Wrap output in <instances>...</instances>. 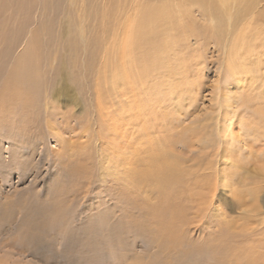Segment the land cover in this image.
I'll list each match as a JSON object with an SVG mask.
<instances>
[{
	"label": "rangeland",
	"instance_id": "374dc122",
	"mask_svg": "<svg viewBox=\"0 0 264 264\" xmlns=\"http://www.w3.org/2000/svg\"><path fill=\"white\" fill-rule=\"evenodd\" d=\"M152 2L0 0V32L9 31L6 40L0 37V264H157L165 257L154 238L163 229L152 220V209L182 191L143 174L153 155H166L186 134L218 138L217 121L241 138L252 134L253 127L245 129L248 117L243 125L232 118L225 122L230 110L263 104L227 73L224 48L187 42L161 28L150 34L166 46L153 48L148 63L138 62L150 57V46L139 43L126 51L127 31L157 1ZM251 5L264 14V0ZM194 18L203 21L197 13ZM16 67L22 72L6 83ZM140 70L152 81L142 82ZM146 111L155 112L147 123L155 126L150 142L135 126ZM132 132L135 154L123 139ZM142 138L144 146L138 144ZM256 147L253 155L259 156ZM167 160L174 163L173 157ZM249 180L233 187L245 191L248 204L260 211L254 221L261 223L264 189L257 198ZM217 193L225 201L221 187ZM225 210L229 218H240L239 207ZM200 225L190 234L195 247L218 248L228 258L230 248L239 246L234 234L219 237L215 227ZM177 262L196 264L185 256Z\"/></svg>",
	"mask_w": 264,
	"mask_h": 264
},
{
	"label": "bare ground",
	"instance_id": "6f19581e",
	"mask_svg": "<svg viewBox=\"0 0 264 264\" xmlns=\"http://www.w3.org/2000/svg\"><path fill=\"white\" fill-rule=\"evenodd\" d=\"M148 1L157 2H155L156 4L152 2L154 3L153 6H151L152 8L150 10L146 9L145 14L139 16V19H136L133 23L132 29L127 31L125 43L126 51L128 48L134 51V47L143 43V47L150 46L148 49L151 53H146L150 56V54L154 52L156 46L165 44L161 42V39L157 35L150 34L151 31H159L161 28L165 29H163L164 32H174V37L180 36L181 38L182 36L187 42L188 40L191 43L194 41V43L206 46L216 44V46L225 49L224 59L230 57V60L226 63L228 65L227 73L233 74L235 78H237V82H242L244 85L243 88H247V90H251L252 92L254 91V98L258 103L263 104L257 109L255 108L249 111H247L249 106L244 107V109L248 108L247 110H230V113L228 112L226 115L225 122H228L232 118L235 119L237 123H241L244 118L248 117L249 121L245 129L248 128L251 130L253 127V130L251 132L252 134L248 136L245 132L243 135L245 138H241L231 125L228 124L229 126L222 128L225 124L221 126L217 121L216 124L218 128H216V130H219L218 138L206 139L204 136L200 137L199 135L186 134V137L183 136L179 141L175 142L177 144L171 145L170 152L168 153L167 151L166 155L165 152L164 154L156 152V154L153 155V161L152 163L150 162V171L144 172L143 174L151 173L153 176L158 177L159 185L161 184L165 189L173 188L177 191H182L181 194L170 201L158 202L152 209V220H157L163 229V232L161 231V236L154 238L158 247L162 249V252L160 251L162 256L165 257L157 264H179L177 258L180 256H185V258L191 259L196 264H200L203 261L202 264H264V238H262L264 237V228L260 227V224L263 225L264 221H261V223H258L260 221L257 223L254 221V219L260 215V211L248 204L245 191L239 192L238 189L235 191L233 187L237 184L244 187L248 185L249 182L247 180L250 179L249 181H251V184L255 187L252 188V193L254 192L257 198L258 194L260 195V192H262L261 190L264 189V146L262 145V141H264V14L260 12V6H258L259 8H256V10H253L251 0ZM4 7H7V4H2V9H5ZM192 8L195 9L194 13ZM196 13L202 17V22H196L194 18ZM189 21L196 23L200 29L195 30L191 28ZM222 26L226 27V29L222 28ZM166 28H168V30H166ZM8 33V29L0 32V37L6 40V37L9 35ZM167 36L170 35L168 34ZM261 42L263 45L260 44ZM158 50L160 49L158 48ZM173 52L174 54L176 53L175 51ZM159 54L161 55V53ZM160 55L158 56L160 57ZM151 56L146 59V56L142 58L139 54L138 57L141 59H139L138 63H148ZM169 56L167 55L168 58ZM173 57L172 59H174ZM163 58L164 57H162V59ZM186 58L184 59L183 57L185 62L187 61ZM152 61H154L153 58ZM135 63H137V61ZM158 63L160 64V62ZM154 64L155 63H153V65ZM160 66H162V64ZM174 67H176L177 70V66ZM171 68L173 67L171 66ZM18 69H21L22 72V67L13 68L11 74L6 79V83H12L14 81V76L16 74L18 75L20 72ZM185 69L186 68H184V70ZM141 72L140 76L143 73ZM144 73L146 74V72ZM144 73L142 74V82H151L152 79L150 75H145ZM152 113H150V111L142 113L141 121L135 124L136 127H139L138 130L139 133L141 132L140 135H146L149 142L151 141V134H149V132L155 127L153 124H150L151 127L147 125L148 119ZM163 114L160 115L163 117ZM132 118H134V116ZM240 125L243 124L241 123ZM116 130L118 134L119 130ZM156 131L160 133L162 131V126L158 125ZM168 133L166 134L168 135ZM250 135L252 136L251 138ZM132 136L133 132L131 135L128 133L126 138L123 137V139L128 147V151L133 150V154H135L134 150H137V147L134 148L131 143L132 141L130 138ZM251 139L254 141L252 142ZM143 140L144 138L140 139L141 142H138L140 146H144ZM167 142L170 143V139ZM256 143H259V148L256 147V152H258V150L260 151L259 156L263 152L262 157L253 155ZM134 144L137 146V142ZM178 145L181 146L180 150ZM128 153L129 152H127V154ZM169 157L174 158V163H169L167 160ZM158 161L160 165H158ZM156 167H158V169H156ZM170 183L173 184L170 185ZM220 187L221 193L225 198V201H223L225 205H223L222 198L216 196ZM221 202L223 206H218ZM232 204L233 206L239 207L240 218H229L225 209H232ZM206 223L215 227V233L221 232L219 237L225 235L224 231H227V234L230 232L235 235V239L239 246L230 248V255L228 258H222V254L220 253L221 249L197 248L191 244V232L193 231V234L196 235L198 229L202 226L200 224ZM221 239L223 240L224 238ZM183 248L187 250L191 249L195 253L191 254L186 252L187 250ZM216 256H220L221 259H217ZM156 257L158 258V256Z\"/></svg>",
	"mask_w": 264,
	"mask_h": 264
}]
</instances>
